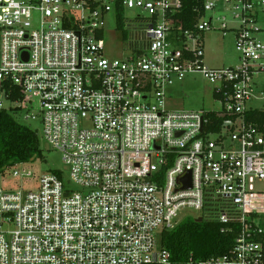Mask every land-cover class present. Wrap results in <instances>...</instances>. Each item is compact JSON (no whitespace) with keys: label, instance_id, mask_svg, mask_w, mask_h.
<instances>
[{"label":"built area","instance_id":"2783aa9c","mask_svg":"<svg viewBox=\"0 0 264 264\" xmlns=\"http://www.w3.org/2000/svg\"><path fill=\"white\" fill-rule=\"evenodd\" d=\"M192 1L187 29L184 0H0V110L37 102L70 171L68 183L20 165L0 174V264H173L161 235L188 218L236 239L186 264H264V126L247 119L264 112L248 106L264 102V0ZM110 15L122 59L106 52ZM210 32L234 37L238 66L206 65ZM190 74L216 86L219 110L166 109ZM10 175L34 184L8 188Z\"/></svg>","mask_w":264,"mask_h":264},{"label":"rangeland","instance_id":"374dc122","mask_svg":"<svg viewBox=\"0 0 264 264\" xmlns=\"http://www.w3.org/2000/svg\"><path fill=\"white\" fill-rule=\"evenodd\" d=\"M136 12L127 10L126 20H134ZM264 25V24H263ZM264 39V34L262 35ZM106 52L108 56L114 59H122L124 56V47L120 33L116 30L114 16L110 15L107 20L106 29ZM205 63L213 69L231 68L239 65V54L236 51L235 43L231 35L223 37L219 32H210L206 34L205 39ZM1 45V42H0ZM180 45V44H179ZM260 87L264 88V76L260 77ZM216 86L209 83L202 74H190L187 78L167 88V98L165 106L168 111H199L209 112L219 110L220 105L216 102L214 96ZM250 108L259 110L264 109V102L253 101L248 104ZM39 108L37 102H34L33 109L22 106V111L15 119L22 125H25L37 132L41 141L43 159H37L35 162L20 165V170H29L34 177L39 179L59 171L63 174L64 181H70L69 168L63 161L62 154L50 147L43 138V126L40 117L37 115ZM27 115H34L35 119H26ZM214 138V137H213ZM34 179V178H33ZM8 188L29 189L34 183H24L10 177L7 179ZM71 187H75L71 184ZM78 188H75L77 190ZM264 191V186L259 187ZM186 215L198 216V212L186 211L180 215V219Z\"/></svg>","mask_w":264,"mask_h":264},{"label":"trees","instance_id":"16d2710c","mask_svg":"<svg viewBox=\"0 0 264 264\" xmlns=\"http://www.w3.org/2000/svg\"><path fill=\"white\" fill-rule=\"evenodd\" d=\"M194 1L184 0L179 23L188 29L195 22ZM17 91L10 99H19ZM249 121L264 126V112L247 115ZM43 159L41 141L37 132L20 124L14 116L0 110V174H6L12 168ZM57 172V171H56ZM223 226L216 222L188 218L175 229L164 231L161 235V246L171 255L173 264H186L190 257L204 261L213 257L228 254L235 243L236 234L222 232Z\"/></svg>","mask_w":264,"mask_h":264},{"label":"water","instance_id":"95a60500","mask_svg":"<svg viewBox=\"0 0 264 264\" xmlns=\"http://www.w3.org/2000/svg\"><path fill=\"white\" fill-rule=\"evenodd\" d=\"M191 177H192V174L191 172H187L186 174H184L180 179H179V182L184 184L185 182H188V184L185 185L184 188L186 189H190L191 188ZM198 222L199 223H202L203 220L202 219H198Z\"/></svg>","mask_w":264,"mask_h":264},{"label":"crops","instance_id":"0c3cea01","mask_svg":"<svg viewBox=\"0 0 264 264\" xmlns=\"http://www.w3.org/2000/svg\"><path fill=\"white\" fill-rule=\"evenodd\" d=\"M232 36V35H231ZM232 38H233V40H234V37L232 36ZM214 96H215V93H214ZM209 112H211V111H209Z\"/></svg>","mask_w":264,"mask_h":264}]
</instances>
